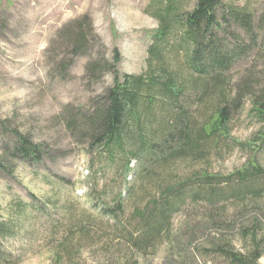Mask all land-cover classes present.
Masks as SVG:
<instances>
[{
    "label": "rangeland",
    "instance_id": "rangeland-1",
    "mask_svg": "<svg viewBox=\"0 0 264 264\" xmlns=\"http://www.w3.org/2000/svg\"><path fill=\"white\" fill-rule=\"evenodd\" d=\"M154 1L0 0V162L8 165L0 169V264H237L231 253L250 250L245 228L258 223L259 233L264 231L262 188L229 197L240 185L227 180L249 168L251 159H258L264 171V142L255 141L264 120L250 96L241 107L229 109L228 136L216 135L220 142H206L202 154L174 157L167 151L154 158L150 152L126 150L134 154V166L127 169V157L112 153L116 159L111 162L82 135L83 117L104 104L113 84L112 73L103 70L112 69L118 55L121 74L144 75L158 68L152 60L149 67V47L160 26L148 12ZM194 2L187 0L185 9L192 10ZM222 2L247 8L257 21L264 12V0ZM84 19L88 48L73 56L71 40ZM181 30L175 26L166 45L177 61L176 79L186 74L180 69L186 57L172 51L182 47ZM230 32L249 43L238 27ZM260 48L213 80L229 82V97L244 81L262 93L264 43ZM92 61L99 72H87ZM187 99L198 124L223 103L201 106L204 94ZM152 111L140 126L151 123L157 129L162 122L168 131L172 121L158 120L157 104ZM21 137L37 147L30 163L13 159ZM206 173L219 181L205 184L200 177ZM196 185L224 195L192 194ZM156 205L155 216L143 215ZM257 264H264V256Z\"/></svg>",
    "mask_w": 264,
    "mask_h": 264
},
{
    "label": "trees",
    "instance_id": "trees-1",
    "mask_svg": "<svg viewBox=\"0 0 264 264\" xmlns=\"http://www.w3.org/2000/svg\"><path fill=\"white\" fill-rule=\"evenodd\" d=\"M186 1L155 0L152 9H148V12L155 16L160 23L159 28L153 33L154 43L149 47V63L151 60L160 62H157L155 69L158 68L153 73H151L153 70V67H150L151 62L149 72L144 75L121 74L118 69L119 55L114 59L112 69L107 67L103 70L112 73L113 84L106 91L103 98L104 104L95 107L89 116L83 117L82 122L85 129L82 131V135L90 138L91 148H99L103 155H109L108 159L111 162H115L116 159L111 155L112 153L116 156L121 154L127 157L126 166L129 168L134 154L130 155L126 150L132 151V149L136 152L141 150V153L146 152V154L150 152L154 158H159L167 151L174 157L176 154L187 156L202 154L206 142H220V138L216 135L228 136L229 109L239 104L242 105L248 96L251 98L255 111L258 112V116L264 120V89L262 93L257 94L252 91L251 84L244 85V81L235 95L229 97L227 90L229 82L220 79L213 81L219 74L224 76L222 72L229 71L238 60L246 57L250 51L253 53L261 49L260 45L264 43V12L257 21L255 14L248 11L247 8L226 5L222 0H193L195 2L192 10L185 9ZM85 20L79 21L77 31L72 37L70 47L73 56L81 55L88 48V34L84 32ZM175 26L179 28V31L183 29L180 32L182 47L179 50L173 47L172 51L175 52V55L182 53L186 57L184 65L181 64L180 67L186 73L185 80L176 79L177 72L175 71L179 70L175 66L177 61L174 57H170L171 52L167 50L166 46L169 44L168 39ZM231 26L243 30L249 38V43L242 40L240 34L230 32ZM259 36L261 38L258 42ZM99 70V66L93 61L87 65L88 73L99 72ZM155 72H158L160 76H155ZM222 76L219 77L223 78ZM246 92L251 95H246ZM188 93L193 94L194 97L204 94L205 101L201 103V106H206L209 102L210 108L217 100H221L223 103H217L218 108H214L216 110L210 112L198 124L199 122L195 119L198 117L197 114H190L189 107H187ZM158 97L162 98V101L158 102ZM156 104L161 115L159 119L157 116L154 118L163 122L172 121L168 131H164L167 129V125L162 122L158 123L159 128L157 129L153 128L150 122V125L144 127L139 124L142 117L146 119L147 116L152 115V109ZM164 111L167 115L162 116ZM135 128L140 129L138 130L139 134H142L140 138L139 134H136ZM156 132H158V139L154 142L153 134ZM20 141L13 151L16 154L13 159L25 162L36 160L38 151L35 143L23 137L20 138ZM255 141L264 142V123ZM135 158L140 160L138 156ZM154 158L146 162H152ZM257 161L259 162L258 159H252L249 161V168H243L233 173L232 175L237 173L235 177L230 175V179L227 180L235 179L234 183L237 186L240 185V188L232 189L229 197L253 193L259 187L264 192V171ZM7 166L0 162V169H7ZM200 179L205 184L213 186L214 181L218 182L220 178L215 175L209 176L206 173L205 177L201 175ZM209 185H196L195 191L190 189L191 193L211 196L210 199H212L218 191L212 190ZM218 194L224 195V192H218ZM166 202L163 201V204L165 205ZM157 207L158 205L149 213H145L144 209L139 211H144V216H155L158 212ZM171 208L172 206L166 211L165 218ZM160 223L157 221L153 226H158ZM163 225L161 224L158 228L159 231ZM257 226H259L258 223H255L251 227L245 228L244 237L250 250L245 253H231L232 263L257 264V261L264 256V231L261 230L259 233ZM142 231L139 229L135 232Z\"/></svg>",
    "mask_w": 264,
    "mask_h": 264
}]
</instances>
